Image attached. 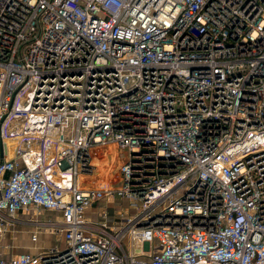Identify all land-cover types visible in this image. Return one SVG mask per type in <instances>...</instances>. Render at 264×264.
Masks as SVG:
<instances>
[{
	"label": "built area",
	"instance_id": "obj_1",
	"mask_svg": "<svg viewBox=\"0 0 264 264\" xmlns=\"http://www.w3.org/2000/svg\"><path fill=\"white\" fill-rule=\"evenodd\" d=\"M32 208L65 245L0 264H264V0H0V237Z\"/></svg>",
	"mask_w": 264,
	"mask_h": 264
},
{
	"label": "crops",
	"instance_id": "obj_2",
	"mask_svg": "<svg viewBox=\"0 0 264 264\" xmlns=\"http://www.w3.org/2000/svg\"><path fill=\"white\" fill-rule=\"evenodd\" d=\"M114 149L120 152L119 149L111 145L95 149V153H97L96 161L101 163L100 171L102 170V172L100 173V178H113V176H110L108 168L104 169L103 158L107 162L116 163L111 158L107 160L110 151ZM98 180L92 181L89 180V177H83L82 184L84 187H89V184L96 183ZM119 200L122 199L110 197L88 207L86 210L88 224L89 221L98 224L101 219V213L105 208H107L110 214L111 211L117 213L119 209L124 207L120 205L123 203L116 204ZM49 222H55L57 226H60L61 213L59 210H39L32 208L29 211H21L15 216L13 223L7 227L5 233L0 237V254L3 256H11L22 252L42 253L45 249L53 246L63 247L65 245L63 234L51 230ZM35 232H39L37 239L33 238Z\"/></svg>",
	"mask_w": 264,
	"mask_h": 264
},
{
	"label": "rangeland",
	"instance_id": "obj_3",
	"mask_svg": "<svg viewBox=\"0 0 264 264\" xmlns=\"http://www.w3.org/2000/svg\"><path fill=\"white\" fill-rule=\"evenodd\" d=\"M112 152H113V150H111L110 151V153H109V155H108V159L107 160H109L110 158L113 160V158L111 157V154H112ZM103 154V153H102ZM121 156H123V151H120L119 152V157L121 158ZM104 160H103V166H105V168L104 169H107L108 168V171H109V173H110V176H114V173L116 172V169H117V164H119V162H116V163H112V162H107L106 160H105V158H103ZM100 164V166H101V163H99ZM100 173L102 172V170L101 171H99ZM104 175H106L107 176V174H105L104 173ZM111 200V199H110ZM119 203H123V204H120V205H123L124 207L123 208H125L126 206H127V201L126 200H124V199H122V200H119L116 204H119ZM121 210L119 209L117 212H120ZM116 214V212H114V211H111V215L113 216V215H115Z\"/></svg>",
	"mask_w": 264,
	"mask_h": 264
}]
</instances>
